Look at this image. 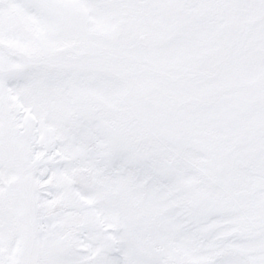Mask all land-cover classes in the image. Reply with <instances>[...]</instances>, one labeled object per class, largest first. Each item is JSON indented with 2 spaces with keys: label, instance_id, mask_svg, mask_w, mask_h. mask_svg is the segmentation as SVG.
<instances>
[{
  "label": "snow or ice",
  "instance_id": "snow-or-ice-1",
  "mask_svg": "<svg viewBox=\"0 0 264 264\" xmlns=\"http://www.w3.org/2000/svg\"><path fill=\"white\" fill-rule=\"evenodd\" d=\"M0 264H264V0H0Z\"/></svg>",
  "mask_w": 264,
  "mask_h": 264
}]
</instances>
